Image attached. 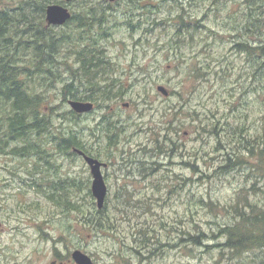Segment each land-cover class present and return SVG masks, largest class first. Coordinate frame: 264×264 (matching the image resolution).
<instances>
[{
  "label": "rangeland",
  "instance_id": "rangeland-1",
  "mask_svg": "<svg viewBox=\"0 0 264 264\" xmlns=\"http://www.w3.org/2000/svg\"><path fill=\"white\" fill-rule=\"evenodd\" d=\"M91 1L106 21L85 36L71 22L47 25L43 15L42 28L68 38L54 44L48 58L52 72L42 66L29 79L43 100L40 111L50 119L49 129L32 133L33 147L23 154L11 153L22 143L5 145L0 132V264H76L71 259L76 248L95 264H263L260 250L234 255L222 246L219 228L235 221V208L264 213V153L258 138L264 133V67L233 47L239 40H264V0L252 5L253 20L262 19L255 32L245 29L250 0ZM60 3L75 14L85 8V0ZM179 14L198 20L199 28L169 50ZM31 15L38 27L42 15ZM18 30L30 39L32 32H21L23 23ZM93 37L105 48L109 76L124 95L99 100L90 113L72 114L62 87L75 75L79 91L84 89L85 76L74 73L79 64L74 50ZM12 53L19 63L34 55L22 46ZM70 132L84 151L108 163L102 227L91 228L84 220L98 210L87 163L58 148L61 136ZM162 135L174 143L171 154ZM155 139L165 153L157 154ZM56 183L64 190H55ZM52 194L67 195L80 210H66ZM200 233L202 245L192 244L189 235ZM143 234L159 240L146 241Z\"/></svg>",
  "mask_w": 264,
  "mask_h": 264
},
{
  "label": "trees",
  "instance_id": "trees-1",
  "mask_svg": "<svg viewBox=\"0 0 264 264\" xmlns=\"http://www.w3.org/2000/svg\"><path fill=\"white\" fill-rule=\"evenodd\" d=\"M61 1L63 0H0V118L2 121L0 132L3 133L6 139V143L3 142L5 145L15 141L22 143L21 146L17 144L12 147L10 151L14 154H23L30 148L32 149L33 146L29 145L28 137L34 132L40 134L48 130L51 124L50 119L40 111V103L43 100L40 95L34 92L29 79L32 78L34 73H37L36 70H42V66L47 71L52 72L53 66L48 63V58H53L54 44L68 40L67 36L64 37V35H61L60 38H55L54 35L41 26L46 6L50 3H60ZM12 2L13 5H11ZM250 2V12L246 18L245 29L255 32L261 29L262 19L258 16V20H253L256 9L252 5L256 0H250ZM34 11L42 15L38 27L34 26L32 21L31 13ZM81 12L75 26L82 32V36H85L86 32L92 31L95 24L98 23L100 25L106 21L105 15L98 16V14H95L97 12H94V4L91 0H85V8ZM175 18L178 20L176 31L173 38L169 41L170 44H166L169 50L176 49L181 37L188 31L199 28L197 25L198 20H186L185 15L182 14L177 15ZM21 23H23L21 32L25 34L32 32L30 33V39L23 38L22 36L24 35L22 34V36L19 35L18 27ZM130 26L132 29L135 27L133 24H130ZM82 29H85V31L83 32ZM102 33L105 34V31ZM79 36H81V33H79ZM82 36L81 38H83ZM20 46L24 50L27 48L32 49L34 54L31 57L32 60L26 63H19L14 58L15 54L12 52L17 51ZM233 47L239 52L246 53L253 60L255 59L258 67H264V40L258 42L239 40L233 43ZM74 52L76 59L79 61L74 73L79 72L84 75L88 85L85 83V85H82L84 89L79 91V87L75 88L73 82L69 80L62 87L61 96L63 101L77 99L94 101L98 105L99 100L108 101L123 97L124 88L122 86L117 87L118 80L109 76L111 63L105 55V48L98 44L97 38L93 37V41L89 42L88 45L79 46ZM73 77L75 78L76 76L74 75ZM99 80L104 81V83ZM71 113L74 114L73 111ZM106 131H111V121L108 122ZM70 133L65 137L61 136L59 139V150H69L72 146L81 147L78 136L72 132ZM162 136H164V139L167 138L169 142L168 149L171 154L174 151V143L171 138L165 135ZM112 137L114 136H110V144L115 142ZM258 138H260L259 146H261L259 152L262 154L264 153V133ZM155 142L156 149L159 152L157 154L165 153L166 150L162 148V143L157 139H155ZM253 149V144L250 143L249 152L254 153ZM235 158H237V155H235ZM232 159V157L227 158V166L231 167ZM237 160L238 163H244L243 157H239ZM141 162L142 160L138 161V164L140 163L138 167H141ZM152 163L155 165L157 162ZM187 164L191 168H195L194 164H190V162H187ZM148 169H141L140 171H148ZM139 174L141 175V173ZM75 185L76 183L73 182V186ZM63 188L64 186L60 183L54 185V189L59 192L64 190ZM49 197L55 199L54 202L64 206L66 210H80V207L68 199L67 195H59L57 197L52 194ZM104 208L105 206L100 210H96L94 214L91 211L84 216V220L90 224L91 228L102 227L101 213ZM234 210L236 213L235 221L219 228L220 234L225 238L224 243H221V245L229 248L234 255H241L251 250L264 252V213L245 214L239 207ZM143 236L147 237L146 241L159 240L153 234L147 236L143 234ZM203 236V233L189 235V241L192 244L202 245ZM139 253L141 252L139 251ZM262 261L264 264V260Z\"/></svg>",
  "mask_w": 264,
  "mask_h": 264
},
{
  "label": "water",
  "instance_id": "water-1",
  "mask_svg": "<svg viewBox=\"0 0 264 264\" xmlns=\"http://www.w3.org/2000/svg\"><path fill=\"white\" fill-rule=\"evenodd\" d=\"M111 2L118 0H109ZM71 17V14L68 8L59 3H50L46 6L45 9V20L48 25H62L66 23ZM158 90L164 94H168V90L159 85ZM68 104L70 108L76 113H86L91 111L94 108V104L91 101H82V100H74L68 99ZM128 103H123L124 107H127ZM75 152L83 155V158L87 165L90 168V173L92 176L91 182V193L96 199L97 209H102L105 203V197L107 195V185L105 183L102 167H106L107 163L100 161L99 159L89 156L85 154L82 150L74 148ZM1 230V223H0ZM71 258L76 264H95L92 258L85 252L80 249H74L71 253ZM51 264H55L52 262Z\"/></svg>",
  "mask_w": 264,
  "mask_h": 264
},
{
  "label": "flooded vegetation",
  "instance_id": "flooded-vegetation-1",
  "mask_svg": "<svg viewBox=\"0 0 264 264\" xmlns=\"http://www.w3.org/2000/svg\"><path fill=\"white\" fill-rule=\"evenodd\" d=\"M68 1H70V0H68ZM68 10H69V12L71 13V18H70V20H69V22H71L73 25H75L76 24V22H77V20H78V17H79V14H75V12H74V9L73 8H68ZM75 54V53H74ZM77 61V63L79 62L78 60H76ZM75 61V62H76ZM74 62V63H75ZM71 81L73 82V85H76L77 86V84H75V78L74 77H71ZM82 85H85V83H82ZM81 85V86H82ZM77 87H79V86H77ZM80 88V87H79ZM97 106H96V103L94 102V108H96ZM86 114V113H85ZM79 115H81V114H79ZM79 149H81L85 154H87V155H89L86 151H84L82 148H79ZM61 152H65V153H68V154H71V155H73V154H75L77 157H79V158H82L83 159V155H81V154H79L78 152H75L74 151V147L72 146L69 150H67V149H63V150H60ZM69 151H70V153H69ZM107 166H108V164H107ZM106 168V167H105ZM105 168H102V173H103V169H105ZM103 177H104V174H103ZM104 180H105V178H104ZM105 183H106V181H105ZM70 260L68 259V262H69ZM59 264H65V263H63V262H60Z\"/></svg>",
  "mask_w": 264,
  "mask_h": 264
}]
</instances>
